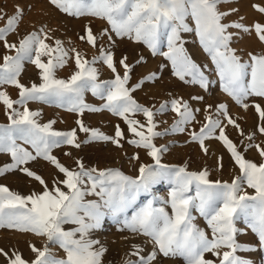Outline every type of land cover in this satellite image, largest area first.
<instances>
[{
  "label": "snow or ice",
  "instance_id": "obj_1",
  "mask_svg": "<svg viewBox=\"0 0 264 264\" xmlns=\"http://www.w3.org/2000/svg\"><path fill=\"white\" fill-rule=\"evenodd\" d=\"M222 2L224 0H51L53 5L69 15L106 20L115 36L143 43L153 54L165 56L171 61L175 75L182 81L190 77L185 82L206 86L200 66L187 53L180 35L181 32L195 31L199 43L216 67L223 91L247 110L249 105L244 101L249 96L264 98V55L250 54L249 61L244 62L230 48L232 37L227 31L229 27L243 28L246 32L251 29L241 24L222 23L227 15L218 9ZM254 7L264 13V7ZM20 15L22 10H19L18 15L7 18L6 27L0 28V41L16 53L3 57L0 85H11L20 90L18 100L0 91V103L10 110V123L0 125V153L10 154L13 161L0 168V175L20 169L38 181L44 190L25 196L0 185V228L44 237L49 244L58 245L65 255L58 257L48 245L43 248L30 245L35 259L28 261L19 253L14 252L9 256L0 249V254L8 259V264H102L106 249L102 245L96 247L100 241L92 239L91 232L101 226L106 215H111L113 219L122 217L121 222L127 230L147 237L152 242L153 251L147 256L140 255L142 249L138 245L133 246L135 251L132 254L139 256L138 264H152L157 251L164 257H181L185 264H213L205 259V253L208 252L219 258V264H251L236 255L238 250H254L237 242V233L242 230L236 227V221L243 220L264 246V162L258 164L246 159L225 134L222 121L208 117L199 133L191 134L192 139L203 147L204 140L212 137L219 129L216 138L222 141L231 154L240 174L231 182L213 181L209 179L207 169L192 172L187 170V165L177 167L161 164V155L167 148L157 147L153 140L163 133L155 130L153 111L137 103L131 95L141 85L132 88L127 86L132 71L126 63L127 57L119 61L124 68L121 75L111 52L101 50L100 55L91 61L82 58L77 52V70L68 79L57 78L56 69L63 67L69 58L62 41L57 40L53 47L45 42L47 36L42 38L38 33H32L20 40L18 46L8 43L7 36L16 30ZM189 17L194 21V29L186 22ZM0 19H4L2 14ZM254 29L259 40L264 42V25L256 23ZM80 39L96 47L97 37L91 28ZM164 43L168 50L161 52ZM42 57H48L47 61ZM25 61L40 70L39 84L32 83L29 87L20 82ZM97 62L106 64L115 78L99 81L98 70L94 66ZM155 78V73L148 77ZM86 91H91L105 103L99 108L86 104ZM29 101L55 104L80 114L85 110H108L122 117L129 131L137 137L129 143L147 149L154 164H141L135 177L125 175L119 169L85 168L81 161H77L76 169L66 167L52 154V149L62 145L79 148L76 130L55 131L54 120L47 124L39 123L37 117L40 113L26 107ZM14 105L23 106V110H17ZM167 107V103L161 105L160 111ZM171 108L180 117L172 131H184L183 125L195 119L193 111L186 102L180 100L171 101ZM255 109L262 121L258 131L264 134V108L256 104ZM218 112L226 117L228 124L240 127L228 114L227 105H219ZM129 113H143L147 118V126L130 118ZM77 123L80 131L91 134L90 141L86 142L111 140L120 146V138L124 133L118 125L115 137H110L98 129L86 127L83 121ZM247 138L251 141L255 134ZM18 141L29 145L33 151ZM255 147L264 158V148L260 145ZM204 151L207 153L206 148ZM38 157L54 165L65 178L54 182L53 187L49 188L40 175L27 167H21ZM161 181H166L170 186L168 199L153 193L154 185ZM248 189L253 192L249 193ZM89 195L99 199L86 200ZM143 196L151 198L137 207ZM161 204L170 206L171 213L164 206H159ZM130 209H133L131 216L128 215ZM193 211L206 219L211 229V238L194 223L196 217ZM69 224L75 227L66 230L64 226ZM128 264L137 262L128 261Z\"/></svg>",
  "mask_w": 264,
  "mask_h": 264
},
{
  "label": "rangeland",
  "instance_id": "obj_2",
  "mask_svg": "<svg viewBox=\"0 0 264 264\" xmlns=\"http://www.w3.org/2000/svg\"><path fill=\"white\" fill-rule=\"evenodd\" d=\"M255 5L264 7V0H224L218 5L219 11L227 13L222 23L229 25L241 24L251 29V31L246 32L243 28L229 27L227 30L232 37L230 48L234 49L236 55L244 62L249 61L250 54L264 55V42L259 40L254 29L256 23L264 25V13L259 12L254 7ZM19 10H22V15H20L16 30L7 36L8 43H15L18 46L20 40L32 33H38L42 38L47 36L48 39L45 42L53 47H55L57 40L62 41L64 49L68 51L69 58L63 67L56 69L57 78L68 79L77 70L75 64L77 52L82 58L89 61L94 57H98L101 50L111 52L114 55L117 71L121 75L124 73V68L119 64V61L127 57L126 63L132 68L129 73L131 78L127 86L132 88L137 84L141 85L131 95L137 103L153 111V119L156 124L155 130L163 133V135L153 140L157 147L167 148L161 155V164L177 167L187 165V170L192 172L207 169L209 179L213 181L231 182L235 176L239 175V168L231 154L222 141L216 138L219 136V129L212 137L204 140L203 147L198 141L192 139L191 134L193 132L199 133L201 127L207 123L208 117L222 121L225 134L237 145L238 150L244 154L246 159L258 164L264 162V158L259 155V151L255 147V145H260L261 148H264V134L258 131L262 121L255 109L256 104L264 108V98L249 96L244 101L249 105L246 110L225 93L216 67L199 43V37L195 31L181 32L180 35L187 53L200 66L205 77L206 86H202L200 83L185 82L190 80V77H186L185 81H182L175 75L171 61L165 56L159 53L153 54L151 49L143 43L115 36L106 20L92 16L76 17L69 15L53 5L51 0H0V14L4 16V19H0V28L6 27L7 18L18 15ZM186 22L194 29V21L190 17ZM88 28H91L93 34L97 37L96 47H93L86 40L80 39L81 36H86ZM106 29L108 30L107 34H105ZM167 50L166 43H164L160 51L166 52ZM15 54V50H9L5 47L4 42L0 41V64L3 63L4 56ZM42 59L47 61L48 57H42ZM94 66L98 70L99 81L115 78V74L103 62H97ZM153 73L156 74V78L148 79ZM19 79L22 84L29 87L32 83L39 84L41 82L40 70L31 62L25 61ZM0 91L7 92L13 100L19 99L20 90L14 86L0 85ZM173 100L186 102L195 116L194 120L183 125L184 131L182 132L172 131L173 126L180 119L178 113L171 108V101ZM84 102L98 108L105 103L104 100L93 95L91 91L84 93ZM166 103L168 105L167 109L160 111L161 105ZM221 104L227 105L228 114L239 124V128L228 124L226 117L218 112ZM14 107L19 111L23 110V106L14 105ZM26 107L33 112L40 113L37 120L41 124H47L49 121L54 120L53 129L55 131L68 132L73 129L76 130L77 143L80 144L79 148L62 145L52 149V154L70 169H76L77 161H81L85 168H96L97 170L119 169L125 175L135 177L138 175L141 164H154V160L148 155L147 149L138 148L129 143L130 140L137 139V137L129 131L124 119L108 110L100 112L85 110L83 114H80L70 112L66 108L55 104L37 101H29ZM9 112L10 110L0 103V125L10 123ZM129 116L147 126V118L143 113H129ZM77 121H83L86 127L98 129L110 137H115L118 125L124 133L123 137L120 138V146L111 140L86 142L90 141L91 134L80 131ZM144 130L146 132V128ZM241 131L243 135H241ZM253 133L255 138L249 141L247 137ZM18 143L27 147L29 151H33L29 145H24L22 141H18ZM249 144L253 146L248 147ZM205 148L207 153L204 151ZM67 153H70V155ZM136 156L139 159H135ZM12 162L10 154L0 153V168ZM21 167H27L36 172L45 180L49 188L53 187L54 182L65 178L54 165L40 157ZM0 185L7 186L10 190L25 196L34 192L40 193L44 190L38 181L28 177L20 169L0 175ZM169 190L170 186L166 181H161L153 187V193L164 199H168ZM248 191L249 193L253 192L251 189H248ZM149 198L151 197H141L137 207ZM85 199L98 200L99 198L89 195ZM159 206H164L171 213L170 206L162 204ZM132 212L133 209H130L128 215L131 216ZM193 215L196 217L194 223L208 233L211 238V229L208 227L206 219L196 211H193ZM121 221L122 217L113 219L111 215H106L101 226L91 232V238L100 241V244L96 247L102 245L106 249L102 256V264H128V261L137 262L138 264L139 256L132 254L134 245H138L142 249L140 255L143 256H147L153 251L154 246L147 237L133 234L123 226ZM64 227L67 230L75 226L69 224ZM236 227L242 230L237 233V242L254 249L238 250L236 255L250 261L251 264H264V246L260 244L257 235L247 227L243 220L236 221ZM111 237L113 239L133 238L136 243L118 245L108 241ZM30 245H35L38 248L48 245L58 257L62 258L65 255L58 245L49 244L44 237H38L30 232L25 233L15 229L0 228V249L7 252L9 256L15 252L21 254L25 260H34L35 253L32 252ZM226 250L221 249V251ZM205 259L212 261L213 264H219V258L212 252L205 253ZM0 264H8V259L2 254H0ZM152 264H185V262L181 257H164L163 254L157 251L156 259L152 261Z\"/></svg>",
  "mask_w": 264,
  "mask_h": 264
},
{
  "label": "bare ground",
  "instance_id": "obj_3",
  "mask_svg": "<svg viewBox=\"0 0 264 264\" xmlns=\"http://www.w3.org/2000/svg\"><path fill=\"white\" fill-rule=\"evenodd\" d=\"M106 234V233H105ZM107 236V235H106ZM113 238L111 237V238H109V242L110 243H115V244H118V245H121V244H124V243H132V244H135L136 243V241L133 239V238H126V239H118V238H115V239H113ZM129 244V245H130ZM135 251V249H133L132 250V253ZM132 256V255H131Z\"/></svg>",
  "mask_w": 264,
  "mask_h": 264
}]
</instances>
